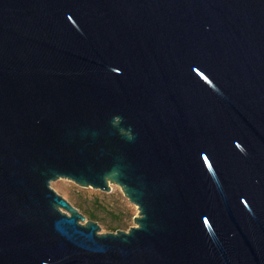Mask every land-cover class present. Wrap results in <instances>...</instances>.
Instances as JSON below:
<instances>
[{
	"label": "water",
	"instance_id": "95a60500",
	"mask_svg": "<svg viewBox=\"0 0 264 264\" xmlns=\"http://www.w3.org/2000/svg\"><path fill=\"white\" fill-rule=\"evenodd\" d=\"M0 264H264V0H0Z\"/></svg>",
	"mask_w": 264,
	"mask_h": 264
},
{
	"label": "rangeland",
	"instance_id": "374dc122",
	"mask_svg": "<svg viewBox=\"0 0 264 264\" xmlns=\"http://www.w3.org/2000/svg\"><path fill=\"white\" fill-rule=\"evenodd\" d=\"M51 186L77 207L88 220L98 222L103 233L116 232V228L128 231L135 226L134 218L139 214V209L118 185L112 184L111 192L81 187L67 179L54 181ZM91 212L97 215L96 220L91 219Z\"/></svg>",
	"mask_w": 264,
	"mask_h": 264
},
{
	"label": "trees",
	"instance_id": "16d2710c",
	"mask_svg": "<svg viewBox=\"0 0 264 264\" xmlns=\"http://www.w3.org/2000/svg\"><path fill=\"white\" fill-rule=\"evenodd\" d=\"M90 217H91V219H94V220H96L98 218L94 212H91ZM114 228H116V227H114ZM116 230H118V228H116Z\"/></svg>",
	"mask_w": 264,
	"mask_h": 264
}]
</instances>
